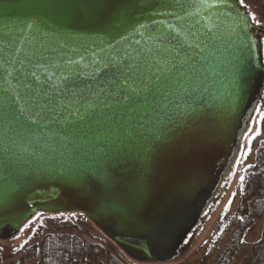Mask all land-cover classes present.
I'll use <instances>...</instances> for the list:
<instances>
[{
	"label": "water",
	"instance_id": "95a60500",
	"mask_svg": "<svg viewBox=\"0 0 264 264\" xmlns=\"http://www.w3.org/2000/svg\"><path fill=\"white\" fill-rule=\"evenodd\" d=\"M250 13L239 0H4L0 96L39 105V139L24 151V128L0 124V243L40 214L80 215L131 262L181 257L230 187L264 98V26ZM112 57L127 85L94 75ZM181 73L203 83L144 103Z\"/></svg>",
	"mask_w": 264,
	"mask_h": 264
},
{
	"label": "trees",
	"instance_id": "16d2710c",
	"mask_svg": "<svg viewBox=\"0 0 264 264\" xmlns=\"http://www.w3.org/2000/svg\"><path fill=\"white\" fill-rule=\"evenodd\" d=\"M263 155L264 140L256 151L255 163L243 171L236 211L202 257V263L264 264V225L262 230L259 228L264 221ZM26 241L21 243L23 248L15 247L8 255L0 247V264H104V260L106 264H134L106 242L84 237L68 219L39 221Z\"/></svg>",
	"mask_w": 264,
	"mask_h": 264
},
{
	"label": "rangeland",
	"instance_id": "374dc122",
	"mask_svg": "<svg viewBox=\"0 0 264 264\" xmlns=\"http://www.w3.org/2000/svg\"><path fill=\"white\" fill-rule=\"evenodd\" d=\"M245 4L251 13L257 16V19L261 21L260 26H264V0H245ZM264 113V98L261 101L258 112L253 122V128L245 139L242 155L235 173V177L230 185L229 190L223 196L218 208H216L211 214L210 218L206 221L199 234L195 237L191 245L177 260L171 264H204L202 263V257L208 254L213 241L216 239L221 229L227 223L229 218L236 211L240 197V184L243 171L253 165L256 159V151L264 140V122L260 119V114ZM259 133V135H256ZM264 157V155H263ZM245 207L242 208V211ZM64 219L70 220L80 231L83 232L84 237L87 235L90 238L98 239L107 243L111 249L119 250L112 242L106 239L86 218L80 215H65L60 217L45 216L40 214L34 221H32L21 233V235L8 243H0V247L8 255L13 252L15 247H18L27 240V238L35 231L39 221L56 222ZM264 219V218H263ZM264 221L259 227L262 230ZM257 235L259 229L255 232ZM115 247V248H114ZM116 251V250H115ZM117 252V251H116ZM121 253V252H120ZM108 254V252H107ZM105 259V258H104ZM106 263V260L103 261ZM131 262V261H130ZM134 263V262H132ZM136 264V263H134Z\"/></svg>",
	"mask_w": 264,
	"mask_h": 264
},
{
	"label": "snow or ice",
	"instance_id": "6c2138e0",
	"mask_svg": "<svg viewBox=\"0 0 264 264\" xmlns=\"http://www.w3.org/2000/svg\"><path fill=\"white\" fill-rule=\"evenodd\" d=\"M4 0H0V4H2ZM239 3L241 5H244L245 8L248 6L245 4V0H239ZM251 20L256 23L260 24L261 21L257 19V16L254 13H250ZM30 27V26H29ZM210 56L214 57V53H209ZM68 65H74L77 63V61L68 59L66 61ZM38 67H43L42 64H37ZM107 69V72H105V76L110 78V82L112 84H118L121 83L123 85H127L129 80L131 79V76L128 74L127 69L122 65L121 61H118L115 57H112L110 60L106 61L104 64H102L100 67L96 68L95 74H98L100 72H104V70ZM186 69L192 73L195 74L196 72H199L200 69L196 67V63L193 62L191 64L186 65ZM45 71L47 69L45 68ZM33 76H35V73H32ZM183 79H173L168 82L167 85H163L161 87H158L156 92L153 93L154 96H156L155 100H152L150 97L145 96L144 103L145 104H153L156 105L159 103V98L163 96L164 98H169L174 95H178L180 93H183L184 95H191L192 91H196L200 85L203 83L199 77L189 78L188 75H185L184 73L180 74ZM37 79H39L37 77ZM48 79H51V76L48 77ZM62 81L67 82L70 81L71 77L69 75L62 76ZM157 80H159V77H157ZM29 89H31V85H26ZM58 87V86H56ZM191 90V91H190ZM65 91H71L67 86L65 87ZM102 91V90H101ZM149 90H145V93H148ZM21 97H7V96H0V124H2L8 132L15 133L16 127L24 128L25 133L27 134L26 137H22V139H26L27 143H25L23 150L24 151H30L31 147V139H27L28 137L39 139V137L36 135V132L32 129L31 125H34L37 123L35 119H32L30 115H28V112L30 109H32L34 106L39 107L38 104L33 103V99L28 98L27 96L24 97L25 103L27 104V107L21 106L19 104ZM125 99H128L127 96H125ZM46 107V106H45ZM155 110V109H154ZM36 115H40L39 112L36 113ZM23 117V119H22ZM260 119L262 122H264V113L260 114ZM30 121V123H29ZM256 135H259V133H256ZM13 145L17 143L14 137H11ZM84 142L91 144L93 147H95L96 140L95 139H72V143H78V142ZM241 180H243V177H241ZM28 241H25L24 243L27 244ZM243 242V241H242ZM24 245H21V248H23ZM19 251V249H17Z\"/></svg>",
	"mask_w": 264,
	"mask_h": 264
},
{
	"label": "built area",
	"instance_id": "2783aa9c",
	"mask_svg": "<svg viewBox=\"0 0 264 264\" xmlns=\"http://www.w3.org/2000/svg\"><path fill=\"white\" fill-rule=\"evenodd\" d=\"M104 257H105V259L107 258V253L104 254ZM104 264H106V263H104Z\"/></svg>",
	"mask_w": 264,
	"mask_h": 264
}]
</instances>
